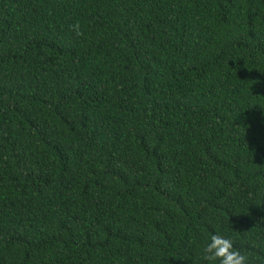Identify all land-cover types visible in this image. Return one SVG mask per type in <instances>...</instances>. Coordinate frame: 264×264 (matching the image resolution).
<instances>
[{"label":"trees","instance_id":"1","mask_svg":"<svg viewBox=\"0 0 264 264\" xmlns=\"http://www.w3.org/2000/svg\"><path fill=\"white\" fill-rule=\"evenodd\" d=\"M264 264V0H0V264Z\"/></svg>","mask_w":264,"mask_h":264},{"label":"clouds","instance_id":"2","mask_svg":"<svg viewBox=\"0 0 264 264\" xmlns=\"http://www.w3.org/2000/svg\"><path fill=\"white\" fill-rule=\"evenodd\" d=\"M203 251L214 264H247L246 257L233 247L230 239L212 234L204 242Z\"/></svg>","mask_w":264,"mask_h":264}]
</instances>
